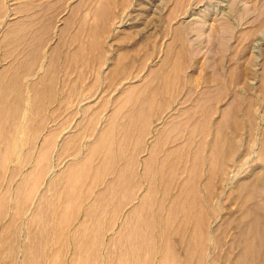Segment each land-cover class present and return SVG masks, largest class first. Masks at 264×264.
<instances>
[{
	"label": "bare ground",
	"instance_id": "obj_1",
	"mask_svg": "<svg viewBox=\"0 0 264 264\" xmlns=\"http://www.w3.org/2000/svg\"><path fill=\"white\" fill-rule=\"evenodd\" d=\"M130 3L0 0V264H264V61L254 90L227 56L231 19L203 16L217 53L187 74L192 26L168 0L151 10L173 37L148 67L156 40L122 29ZM80 65L96 81L78 89Z\"/></svg>",
	"mask_w": 264,
	"mask_h": 264
},
{
	"label": "rangeland",
	"instance_id": "obj_2",
	"mask_svg": "<svg viewBox=\"0 0 264 264\" xmlns=\"http://www.w3.org/2000/svg\"><path fill=\"white\" fill-rule=\"evenodd\" d=\"M12 1V2H11ZM25 0H7V3H8V5L10 6V7H12V5H13V7H14V5L16 4V3H23ZM142 1V0H141ZM140 0H131V2L132 3H130V6L131 7H129L128 8V12L127 11H125L124 13H126V14H128V15H126L127 17H128V21H127V23H126V25H125V27L123 26L122 27V29H128V28H131V30L133 29V28H135V26L137 25V24H140V26L138 25V28L137 29H134V30H136V34H137V36H138V38L139 39H142V40H144L143 38H145L147 35L146 34H144L145 32H139V33H137V30L138 29H141V28H144V29H146V30H148V31H146V33L149 35V33L151 34L150 36V38H152L153 40H156V41H154L153 43H154V45L152 46L151 45V50H152V52H153V50H154V52L152 53V58H151V60H150V62H149V64H148V67L149 66H151L152 64H154V63H152V62H156V61H158L159 59H160V57L162 56V53H163V51H162V49H164V46H165V44H166V42L167 41H169L173 36H171V35H173L172 34V31H167L166 30V33H164L165 31L164 30H161V29H159L158 28V26H157V24L156 23H158V21H157V19H158V17L156 16V14L157 13H154L152 10H161V8L163 7V5H164V3H166V1H167V3H168V0H159V1H157V0H152V2L154 1V3L156 4L157 2H158V6H157V4L155 5H153V3L151 4V0H143L142 2H141ZM231 1V2H230ZM243 1V2H242ZM73 2H75V0H71V3H73ZM150 2V3H149ZM163 2V3H162ZM169 2H170V0H169ZM235 2V3H234ZM63 3V2H62ZM167 3L165 4V5H167ZM246 3V4H245ZM12 4V5H11ZM138 4V5H137ZM141 6H140V5ZM148 4H149V7H147L148 6ZM190 4V5H189ZM144 5H146V7H144ZM160 5H162V6H160ZM134 6H135V8H134ZM137 6H139V8L137 7ZM154 6V7H153ZM155 6L157 7V9L155 8ZM184 6H185V8H184V11L182 12V14H181V16L177 19V20H175V22L173 23V24H176L177 22L178 23H180V22H184V23H186L187 25H189V26H192V28L191 29H188L187 30V36H188V38L189 39H191V41H192V44H193V50L195 51V56H194V60H193V63L191 64V65H189L188 67H187V74H191V73H196V71H198L199 69H201V65H205L206 66V68L208 69V67H209V69L208 70H211V68H210V64H212V62L214 61V58H215V53H217V52H215L214 53V55H213V52L215 51V50H217L218 49V46H216L217 45V43L218 42H216V39H217V36L216 35H214V33H212V32H210L209 30H207V31H202V30H199L198 29V27H199V24L201 23L200 21L201 20H203V19H205L204 17H206V19H210L209 21L210 22H213V20H212V17H213V19H214V21L217 19L218 20V18L220 19V18H222L223 17V15L226 17V15L228 16V18L229 19H231V21H230V24H231V26H232V28H233V31H232V33H230L229 34V36L231 37V40H230V44H229V50H228V52H227V56H228V58L230 59V57L229 56H231V53H232V51L233 52H235V53H238L239 54V57H238V61L239 60H241V61H239V65L241 66V67H244L245 69H244V71H245V74H246V76L245 77H247L246 78V81H247V83L248 84H250V86H252L253 87V89L254 90H256L255 88L257 87V82H258V73L260 72V69H261V66H262V63H263V61H264V26H263V22H264V0H235V1H233V0H190V1H188V0H185V3H184ZM188 6V7H187ZM191 6V7H190ZM13 7H12V9H13ZM137 7V8H136ZM56 8H57V6L55 7V11H57L56 10ZM133 8V9H132ZM141 8H143V9H145V10H147L146 12H143V13H145L144 14V18L143 19H141V17L139 16V15H137V14H139V12H142V10H141ZM155 8V9H154ZM138 11H137V10ZM152 9V10H151ZM226 9V10H225ZM141 10V11H140ZM131 14H130V13ZM138 12V13H137ZM184 13V14H183ZM203 14V15H202ZM139 16V17H136V16ZM183 15V16H182ZM147 16H148V18H147ZM204 16V17H203ZM218 16V17H217ZM147 19H146V18ZM55 18V17H54ZM136 18V19H135ZM234 18V19H233ZM58 18H55V20H57ZM129 19H131V20H129ZM145 19V20H144ZM263 21H262V20ZM132 20H135V21H132ZM140 20V21H139ZM143 20V21H142ZM195 20V21H194ZM233 20H236V21H233ZM262 22H261V21ZM130 21V22H129ZM147 21V22H146ZM149 21L150 22H152L153 21V23L151 24V27H150V30H149V28H147V25L149 24ZM198 21V22H197ZM56 22V21H55ZM141 22V23H140ZM143 22V23H142ZM144 22H146V24L144 23ZM59 23H60V20H59ZM160 23V22H159ZM167 23V22H166ZM244 23V24H243ZM261 23H262V25H261ZM133 24V25H132ZM142 24V25H141ZM167 24H169V23H167ZM131 25V26H130ZM234 25H235V27H234ZM239 25V26H238ZM243 25V26H242ZM245 25V26H244ZM130 26V27H129ZM144 26V27H143ZM157 26V27H156ZM146 27V28H145ZM255 27H257V29H254ZM168 28H169V26H168ZM241 28V29H240ZM245 28L247 29V30H250V33H248L249 34V36L246 34L248 31H245ZM144 29H141V30H144ZM240 29V32L238 31V30ZM242 29H243V31L245 32V34H246V36H245V34H244V36H238V34H240L241 33V31H242ZM152 30V31H151ZM256 30V31H255ZM156 31V32H155ZM162 31V32H161ZM239 33H238V32ZM255 31V32H254ZM135 32V31H134ZM254 32V34H252ZM169 33V34H168ZM206 33V34H205ZM211 33L213 34V35H211ZM256 33V34H255ZM153 34V35H152ZM154 34L158 37V38H156L155 36H154ZM210 34V35H209ZM144 35H146L145 37H144ZM162 36H166L164 39H163V37ZM201 36V37H200ZM207 36V37H206ZM154 37V38H153ZM209 37V38H208ZM239 39H238V38ZM242 37H243V39H244V37H245V39H246V37H247V39L246 40H244V41H242L243 39H242ZM211 38V39H210ZM214 38H215V40H214ZM56 38L54 37L51 41H50V46H51V44H54V42L57 40H55ZM161 39L163 40V42H161ZM169 39V40H168ZM238 39V40H237ZM206 40V41H205ZM218 40V39H217ZM237 40V41H236ZM239 40L241 41V43L239 42ZM53 41V42H52ZM158 41V42H157ZM112 42V41H111ZM159 42L160 43H162L163 45H159ZM115 43V42H114ZM232 44H235V45H232ZM117 46V44L115 43L114 44V46ZM210 45V46H209ZM240 45V46H239ZM158 46L160 47L161 46V50H159V48H158ZM215 46H216V49H215ZM232 46V47H231ZM238 46V47H237ZM155 47V48H154ZM203 47H206V48H203ZM236 47V48H235ZM154 48V49H153ZM214 48V50H213V52L211 53V51H212V49ZM233 48V49H232ZM209 49V50H208ZM236 49V50H235ZM201 50H202V52H201ZM238 50V52H236ZM157 51H159L160 52V54H159V52H157ZM114 52V51H113ZM157 53V54H156ZM235 53H233V54H235ZM154 54V55H153ZM159 54V55H158ZM232 54V55H233ZM204 56V57H203ZM212 56H214L213 58H212ZM243 56V57H242ZM240 57H241V59H240ZM245 58V59H244ZM248 59V60H247ZM153 60H155V61H153ZM206 61V62H205ZM253 62V63H252ZM108 64H110V62L108 63ZM242 64V65H241ZM199 65V66H198ZM244 65V66H243ZM81 66V65H80ZM80 66H78L77 68H79V69H77V68H75V67H73V69L77 72V70H78V72L80 73V71H81V76L83 77H81L80 76V82H78V80H77V78H79V77H77V76H79V74H78V72L76 73H73L72 74V76H71V82L73 83V82H75L76 84V87H78V89H80V88H82V87H84V85H86V82H90V80H92V79H94V77H96V76H94V70L92 71V69H90V68H88V67H85L84 65H82L81 67ZM83 66H84V68H83ZM254 66V67H253ZM258 66V67H257ZM83 68V69H82ZM249 69V70H248ZM256 69V70H255ZM89 71L88 72V74L87 73H83V71ZM251 70V71H250ZM251 72V73H250ZM256 72V73H255ZM76 74H78V75H76ZM91 74H92V76H91ZM253 74V75H252ZM255 74V75H254ZM85 75V76H84ZM87 76V79H85V77ZM252 76V77H251ZM73 78H75V80H72ZM82 78V79H81ZM248 78H250V79H248ZM256 78V79H255ZM81 80H82V82H81ZM95 81H96V79H94ZM86 81V82H85ZM252 81V82H251ZM88 82V83H89ZM80 83V84H79ZM82 83V84H81ZM198 83V82H197ZM81 85V86H80ZM199 85V83L198 84H196V86H198ZM238 86H240V85H238ZM80 87V88H79ZM198 87H200V85L198 86ZM77 95H79V97H76ZM82 96V97H81ZM74 97H76L77 99H75ZM81 97V98H80ZM81 99V100H80ZM83 100H85V96H84V94L83 93H80V91H79V93H77V94H74V95H71V104H73V108L75 109V113H77V112H79L80 111V109L85 105V104H87V101L85 100V101H83ZM73 102V103H72ZM79 104V105H78ZM260 105V106H259ZM259 105H257V110H258V113H262L263 111V106L264 105H262V104H259ZM72 106V105H71ZM82 106V107H81ZM76 107L78 108V110H76ZM72 108V109H73ZM71 109V110H72ZM73 109V110H74ZM71 111V114H72V116H71V118L73 117V113H74V111ZM260 111V112H259ZM76 116V117H75ZM81 116H82V114H81V111L78 113V115L77 114H75L74 115V117L72 118V119H74V121L72 122V125H73V123H75V121H78V120H80L81 119ZM72 121V120H71ZM260 121V120H259ZM71 125V126H72ZM248 141V139H246V142H245V145H242L241 147H242V151L243 150H245V148L248 150V146H249V143L247 142ZM61 142V141H60ZM82 143V142H81ZM60 146H61V143H60ZM246 150V151H247ZM248 152V154L246 155V156H244L245 158L243 159V161H242V163L243 164H245V169L246 170H249L250 168H251V166H254V165H256V164H258L259 163V161H257V157H256V155H255V152H254V144H253V142L251 141V143H250V146H249V151H247ZM251 152V153H250ZM240 155V154H239ZM256 158H255V157ZM60 157V156H59ZM58 156H56V159L54 160L55 162H56V164H58V170H60L62 167H64L68 162H69V160H68V158L66 159V158H64V157H61V158H59ZM59 158V159H58ZM251 158V159H250ZM253 159V160H252ZM70 160H72V155H71V159ZM64 161V162H63ZM66 162V163H65ZM250 162V163H249ZM61 164V165H60ZM233 170H235V169H233ZM232 170V171H233ZM245 170V171H246ZM54 173V172H53ZM52 172L50 173V175H48L47 176V179H46V181L44 182L45 184L49 181V179L51 178V176L53 177L54 176V174H53ZM52 174V175H51ZM44 184V185H45ZM44 185L42 186V189H43V187H44ZM20 222V221H19ZM20 225H22V224H20ZM28 234V233H27ZM27 234H22L21 235V237H20V243H27V242H30V240H31V238H30V234H28V237H27ZM25 238V239H24ZM26 240H27V242H26ZM13 261H15L16 262V260H13ZM14 262V263H15Z\"/></svg>",
	"mask_w": 264,
	"mask_h": 264
}]
</instances>
